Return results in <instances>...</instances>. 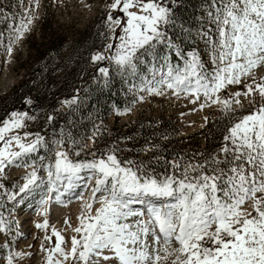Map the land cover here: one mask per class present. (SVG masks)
Returning <instances> with one entry per match:
<instances>
[{"label":"snow or ice","instance_id":"obj_1","mask_svg":"<svg viewBox=\"0 0 264 264\" xmlns=\"http://www.w3.org/2000/svg\"><path fill=\"white\" fill-rule=\"evenodd\" d=\"M204 4L209 28L198 35L208 48L211 71L197 52L185 54L168 34L177 24L178 0H113L107 22L109 39L118 43H108L111 54H94L92 61L109 60L118 75L138 78L140 83L133 85L138 91L164 95L167 89L178 97L192 96L193 104L203 96L201 108L221 104L226 115L237 110L234 105L242 107L241 96L247 99L253 111L232 123L219 153L207 161L182 169L170 162L171 172L157 174L142 161H121L115 150L93 153L91 160H73L63 150L68 140L55 139L50 147L39 133L26 142L29 133L22 138L15 132L25 126V119H34L27 113L13 112L3 121L0 177L9 167L31 169L17 192L5 193L8 199L19 196L23 202L40 190L42 206L53 200V193L61 204L65 194L84 201L83 192L76 190L91 185L70 247L55 228L52 236H45L49 243L55 237L50 248L41 245L47 253L45 264H264V77L258 82L255 75L264 67V0ZM3 5L0 0V18L8 22L6 51L11 55L13 45L30 31L39 0H28L20 14L8 13ZM115 11L122 16H113ZM4 38L0 32V42ZM168 50L182 63L174 64ZM98 71L107 85L110 69ZM241 84L243 90L221 99V92ZM77 99L63 104L77 105ZM41 148L54 155L47 162L40 156L37 165L30 157ZM38 168L46 177L38 175ZM94 204L99 207L94 209ZM36 227L47 228L48 221ZM8 230L0 219V233ZM24 255L10 254L7 264Z\"/></svg>","mask_w":264,"mask_h":264},{"label":"rangeland","instance_id":"obj_2","mask_svg":"<svg viewBox=\"0 0 264 264\" xmlns=\"http://www.w3.org/2000/svg\"><path fill=\"white\" fill-rule=\"evenodd\" d=\"M112 2L113 0H39V7L34 11L36 19L30 31L25 34L21 41L13 45L11 55H8L6 51L8 22L1 18L0 32L4 33L5 38L0 42V98L22 79L23 70L19 68V64L26 61L28 41L34 38L35 42L40 43L43 31L50 35L55 34L54 37L64 36L66 48L71 47L73 57L77 59L79 56L76 51L78 49L77 44L82 32L88 29H91L92 32L96 30L100 32V36L97 42V50L94 54L103 53L105 56L110 55L111 52L106 50V45L110 42L118 43V41L109 39L112 33L108 27L107 15L110 11L108 6ZM3 6L8 13L20 14L24 8L28 7V0H23V4L20 3V0H7L4 1ZM112 14L115 17L122 16L119 11H115ZM208 28V19L204 14L200 27L194 29L188 38H191L190 44L194 45L192 51L199 54L205 68L211 71L212 64L209 61L208 48L205 40L198 35L200 31H206ZM119 34L120 30L117 29L116 35ZM47 40L48 37L44 41ZM105 62L110 61L105 60ZM255 75L259 82L261 77H264V67L257 69ZM128 78L130 82L127 88L132 94H135V99L131 106L121 113L119 123L131 122L138 115L143 114L150 119H157L156 124L161 121L163 123L173 122L178 129L177 138L179 139L194 135L178 143L184 148L183 151L189 154L188 158L178 157L179 161L170 160V162L178 163L181 169L190 163H203L214 154H218L224 145L223 138L227 134L228 128L239 117L252 112L254 108L247 99L241 96L242 107L234 105L237 110L226 115L221 104L206 105L201 108L200 105L205 103L203 96L197 103L193 104L190 102L193 99L192 96H186L181 93L178 97L167 89L164 90V95H149L145 91H138L133 88L134 84L140 83L138 78ZM241 90H243L242 84L230 86L226 92L220 93V97L221 99H226L232 93ZM140 97H143V100ZM256 102L257 104L260 102L258 95L256 96ZM208 104H210V101ZM112 119L111 117L108 121L110 126L113 123ZM24 127L15 130V132L20 134L22 138L24 133H29L30 135L27 137L26 142L31 141L33 139L31 137L32 134L27 132ZM213 142H220L221 145L213 147ZM0 146H2V142H0ZM91 146L92 140L89 137L85 146L80 147L77 151H80L82 155ZM65 151H67L71 159L69 151ZM150 151V148L145 147L139 158H147ZM37 153L31 154L30 158L35 159L38 156L36 162L39 165V157L43 155ZM75 157L74 153L72 158ZM47 159L45 162H47ZM30 171V168L9 167L5 170L4 175L0 177V183L4 185V189H0V219L6 222L9 229L6 233H0V264H7V257L17 252L26 253V255L16 257L13 260V264H45L47 253L42 250L41 245L43 244L44 248H50L54 244V236L52 237V243L45 240V236H52L53 228L65 237L70 247L71 237L75 235L73 228L79 225L78 217L83 210L82 205L91 196L90 185L87 189L76 190L77 192H83L84 201L77 199L75 194H65L61 198L64 201L63 204L55 203L53 202L55 200H53L48 205L42 206L39 203L42 194L40 190L25 196L23 202H19V196L16 200L8 199V195L5 193L17 192L19 186L26 182L25 177ZM37 171L38 175L46 177L43 169L38 168ZM92 184L94 185V181ZM52 195L55 196V193ZM96 207H99V205L94 204V209ZM45 208L47 209L46 214H44ZM45 220L48 221L47 228L36 227L37 224H42ZM65 221H68V223H65Z\"/></svg>","mask_w":264,"mask_h":264},{"label":"trees","instance_id":"obj_3","mask_svg":"<svg viewBox=\"0 0 264 264\" xmlns=\"http://www.w3.org/2000/svg\"><path fill=\"white\" fill-rule=\"evenodd\" d=\"M178 5L175 7L177 24L167 31L186 54L194 46L188 37L200 27L205 4L204 0H178ZM94 31L82 32L77 44V59H74L71 47L66 48L64 36L54 37L55 34L43 31L40 43L34 38L28 41L26 61L19 64L23 70L22 79L0 98V125L10 119L13 112L27 113L34 117L25 119L24 123V129L32 134L31 137L34 139L39 133L50 147L55 139L68 140L63 150H68L73 160H91L95 158L93 153L100 155L115 150L121 161H142L157 174L171 172L170 160L179 161L178 157L188 158L189 155L178 143L194 135L179 139L173 122L156 124L157 119L143 114L131 122L119 123L121 113L131 106L135 94L127 88L129 78L118 75L111 62L93 63L92 56L100 36V32ZM46 37L48 40L44 41ZM168 51L174 64L182 63L174 52ZM100 67L110 69L107 85L98 71ZM73 97L78 98L77 105L69 107L63 104ZM49 116L54 119L49 121ZM111 117L113 123L110 126L108 121ZM89 137L91 148L82 154L83 157L80 154L72 158L80 147L85 146ZM71 140L76 143H71ZM213 145L219 147L221 143L213 142ZM145 147L151 149L149 156L139 158ZM37 154L49 159L54 151L41 148Z\"/></svg>","mask_w":264,"mask_h":264},{"label":"bare ground","instance_id":"obj_4","mask_svg":"<svg viewBox=\"0 0 264 264\" xmlns=\"http://www.w3.org/2000/svg\"><path fill=\"white\" fill-rule=\"evenodd\" d=\"M55 200V199H54ZM53 202H56V201H53ZM47 207V206H46Z\"/></svg>","mask_w":264,"mask_h":264}]
</instances>
